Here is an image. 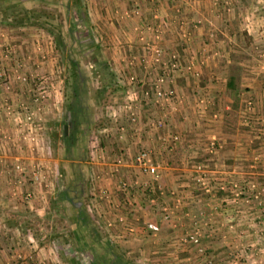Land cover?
<instances>
[{
    "label": "rangeland",
    "instance_id": "rangeland-1",
    "mask_svg": "<svg viewBox=\"0 0 264 264\" xmlns=\"http://www.w3.org/2000/svg\"><path fill=\"white\" fill-rule=\"evenodd\" d=\"M102 1L0 0L3 6L12 4L17 10L11 12L9 9L3 13L0 9V67L9 72L11 79L10 89L5 94L1 88L2 94L7 96L21 85L22 95L28 98L20 104L29 109L34 107L33 96L38 86L53 84L50 92L60 94V99H56L60 104L55 109V116L45 114L47 109L42 108L45 102L41 104L44 136L36 143H23V138L16 131V123L11 124L12 132L2 123L10 139L8 142L0 140V146H16L21 154L24 152L22 156L14 155L15 159L10 164L18 180L31 184L27 190L22 188L20 195L25 200L26 195L32 197L39 193L36 188L40 187V192L46 194L48 199L47 203L40 206V213L34 211L35 216L21 213L23 219H19V222L24 223L25 230H33L27 236L32 241H27L22 252H27L31 259L43 260L45 264H115L117 258V264H264V145L262 140L257 139L259 134L254 129L260 127V122L256 123L253 119L241 118L242 126L249 128H246L250 136L246 157L241 161L237 157L228 171L221 167L220 174H216L217 178L212 175L209 165L222 149L220 139L205 132L210 129L207 125H201L199 141L187 144L189 148L186 150L194 153L187 156L188 171L181 172L183 176L179 177L184 181L181 190L186 191L179 193L176 198L170 190L168 196L172 198V203L164 204L157 212L158 219L151 221L157 223L159 230L163 224L166 230L175 235L171 241L178 248L175 252L166 249L144 257L139 251L134 252V248L118 245L107 226L106 217L104 219L90 207L92 199H96V194L101 196L99 191L103 190L99 182H96L100 171H94L92 167L102 146L98 132L111 128L112 112H119L123 117L129 114L127 87L130 88L131 83L127 71L132 67L129 61L137 59L140 63L138 68L144 69L143 56H149L152 52L148 44L154 43L155 30H158V24L153 20H160L154 18L157 12H153L152 21L149 22L148 13L139 9L141 5L135 6L130 0H121L125 1L123 10L109 6L106 9ZM176 1L173 0L174 5ZM250 1V5L241 7V0H219L221 10L215 13L213 21L205 23L209 40L203 39L199 43L197 51L191 53L190 62L181 58V63L189 64L192 69L196 66L203 70L214 53L211 51L214 47L218 58H222L219 60L222 65L223 47L227 51L229 45L237 51L232 52L233 62L227 65L226 73H221L222 77L226 75L229 78L232 75L240 86L243 72L252 70L264 76V0ZM178 9L176 5L175 14L178 12L181 15ZM224 13L226 17L222 16ZM229 14L233 15V20L229 19ZM216 23L224 26H216ZM230 23L235 27L232 35L241 36L242 47L237 43L225 44V39H222V33ZM211 31L215 34L213 38L209 37ZM180 32L187 34L188 30L182 29ZM117 39L120 42L129 41L116 45L114 42ZM184 39L176 45L177 52L182 53V49L189 46V42ZM212 41L221 43L214 44ZM160 42L158 47L165 52ZM118 50L123 57L124 54L127 56L126 65L122 68L115 67L111 59ZM244 60L247 66L242 64ZM195 74L196 71H193ZM197 74V77L194 76L198 78L196 82L204 84L209 81L206 77L207 69L205 74ZM193 97L196 118L209 124V119H214L209 94L200 91L194 93ZM201 99L209 102L204 106L205 109L198 106ZM249 99L245 97L242 101V109L247 110L248 114L253 107L247 105ZM232 102L234 109L238 110L239 100L234 99ZM19 105L0 108V113L5 115V120L14 122L8 110L18 112ZM66 126L70 133L67 144L62 138ZM5 128L2 130L0 126L2 131ZM212 141L217 144L211 153L209 148ZM95 146L97 151L92 152ZM17 163L23 167L22 175L15 171ZM0 166L2 171L1 160ZM197 178L201 179V183L196 181ZM45 181L52 186H45ZM122 184H126L125 190H122ZM118 185V192L122 194L130 189L126 181ZM62 192H67V196L72 198V205L81 204L84 218L89 220L86 227H81L83 231L73 224V206L61 198ZM188 194L198 196L200 204H196L195 208L188 207L189 199L184 198ZM182 204L184 209H181ZM165 207L170 212L168 221L162 218ZM131 211L136 221L134 234H126L128 240H123L128 243L136 238V230H143L146 223L137 216V210L135 212L127 203L122 213L117 212L115 215L131 218ZM175 211H179L183 218H175ZM10 220L15 224L16 220ZM119 229L124 231L121 227ZM156 234L149 236L153 238ZM32 243L34 247H31ZM105 249H109L107 255ZM18 253L22 257L23 254ZM8 254L12 256L16 252L11 249ZM150 258L163 260L164 263L159 260L150 261Z\"/></svg>",
    "mask_w": 264,
    "mask_h": 264
},
{
    "label": "crops",
    "instance_id": "crops-1",
    "mask_svg": "<svg viewBox=\"0 0 264 264\" xmlns=\"http://www.w3.org/2000/svg\"><path fill=\"white\" fill-rule=\"evenodd\" d=\"M130 1L135 6L138 4L141 5L139 9H143L148 13V18H146L149 22L152 21L151 15L153 12H157V16L155 15L154 18H159L160 22L158 20H153V22L159 24L160 27L162 25L164 26L161 28L162 35L160 45L166 50L165 53L167 57L177 56L189 62L192 59L191 53L197 51L200 47L199 43H201L203 39L209 40L206 37L205 23L212 20L213 17H215V13L221 10L219 0H177L176 5L179 6L178 11H181V15H179L178 12L175 14L176 10H174V8H176V5H174L173 0ZM124 2L125 1L121 0H103L102 6H105L106 9L109 6L115 10H123ZM250 3V0H241L240 5L243 7V5H250ZM229 15V19L231 20L233 15ZM222 16L226 17L225 13ZM216 26L221 27L224 25L216 23ZM233 26L234 25L230 23L229 26H227V30L224 28L226 32L224 31L221 37L225 39V44L237 43V45L241 46V36L235 35V37L232 35V31L235 28ZM182 29L188 30L187 34H185L186 37H184V32L183 34L180 32ZM182 39L185 41L187 40L189 46H187V49L183 48L182 53H180L177 52L176 45H179L180 42L182 43ZM128 41L129 39L121 42L125 43ZM225 41L223 40V43ZM227 41H229V43ZM121 42L117 39L114 43L118 45ZM212 43L218 44L221 42L212 41ZM227 48V51H225L224 47V52L222 50L224 58V63L222 65L219 63V60L222 58H218L215 48L212 47L211 51L213 50L214 53L209 57L206 66H204V68L202 67L203 70H200L199 67L196 66L193 67V71H196V77L198 75L197 73L202 74L203 72L205 74L207 69L206 77L209 79V81L207 79V83L203 84L196 82L198 78H194L195 75H193V71L187 73L181 69L180 72L173 74V83H170V85L164 84L165 88H171L176 93L175 99L171 103L160 102L156 104L153 103L151 101L152 99L147 95L144 96L143 92L150 90V86L140 85L137 87L138 84L132 83L130 88L127 87L128 94L136 93L140 97V101L135 104L132 110L135 119L131 121L130 114L124 116L126 117L124 118L119 112H113L115 116L112 117L111 128L108 130L103 129L98 132L100 136L99 142L101 141L102 146L98 156L95 155L97 157L96 162L92 164L94 171H100V176H98L96 182H99V187L103 190L99 191V193H102L101 196H97L96 194V199H92L93 201H91L90 207L94 208L103 218L106 217V219L104 218L105 220L114 222L117 216L115 213H122V208H124L127 203L134 208L135 212L137 210V216L144 220V222L156 221L159 217L157 213L158 210L160 211L164 204L172 203L170 201L172 198L168 196L170 193L169 191L172 190L171 194L174 193L176 198L179 197V193L182 194L186 191L183 189L181 190V185H183L182 182L184 181L179 179V177L183 176L182 173H185L189 169L187 156L194 152L191 153L186 150L189 148L187 144H193L199 141L198 138L200 134H202L199 130L201 125H207L210 129L205 130V132H209V135L214 134L221 141L222 149L220 153L218 152V154L215 155V161L209 165L214 178H217L216 174H220L219 170L221 167H224L228 171L232 162L237 160V157L239 161L246 157V152L249 147L248 138L250 136L247 130L249 128L242 126L243 123L241 118L246 117L255 120L256 123L260 122V127H255L254 129L256 133L259 134L257 139H260V141L262 140L261 143L264 145V76L252 70L248 73L243 72L242 85L239 86L237 95V101L239 100L240 107L238 110L234 109L233 102L228 100V96H226L228 93L227 81L229 78L226 77V75L222 77L221 73H226L228 68L227 65L232 63L234 59L232 52L237 50H234L235 47L230 48L229 45H227ZM124 56L125 57H123L118 50L116 56L111 57L115 67L119 68L126 65L125 58L127 56L125 54ZM131 58L136 59L135 57ZM143 59L144 61L148 60V56H143ZM129 63L132 64V67L127 71L128 77L141 75L142 70L137 66L140 64L138 60H131ZM242 64L247 66V61L244 60ZM182 77H184V80ZM200 91H207L212 102V113L218 115L217 120H211L212 118L210 117L209 124L200 122L195 116V100L193 94ZM55 92L56 91L53 92L54 95L51 93L44 99L45 103L42 107L43 110L45 108L47 109H45V114H49L51 117L53 115L55 116V109L60 104H58L56 100L60 99V94ZM3 96L4 94L1 92L0 102ZM6 97L12 106L19 105L26 97L28 98V96L22 95L21 85L13 90V92L11 91V93H8ZM245 97H250L253 101L251 105L253 107L249 112L250 114H248L247 110L245 111L242 109V101H244ZM247 114L249 115L248 117L246 116ZM157 120H161L164 126L155 127L154 122ZM2 123L12 132L13 128H11V124L15 123V121L5 120V115L1 112V129L5 128L2 126ZM2 130L0 133L6 134L7 129L5 128V131ZM174 135H177L179 140L175 143H170V137ZM141 148L150 149L152 151V162L160 164L156 176L141 173L138 166L133 162V156ZM19 154H21L20 150L16 146H0V160L3 162V170L0 171V264H45L43 260L31 259L29 255H27V252H22L25 249V244H27L29 240L27 236L31 235V231L33 232V230H25L26 227L24 223L19 222V219H23L21 213L23 212L30 216H35V212L37 211L40 213V206L47 203L48 199L46 198V194L40 192V187L36 188L39 193L34 192L35 196H32L28 200L26 197L24 200V196L20 195L22 188L27 190L31 188V184H27L22 179L18 180L19 177L15 174L13 169L10 168L12 165L11 163H13L15 159L14 155L18 156ZM221 161L223 162L222 165H220ZM185 177L184 175V178ZM123 181L127 182L130 189L122 194L118 192V183H123ZM44 183L45 186H52V184H48L47 181ZM160 190H164V192L162 191L161 194ZM99 198L103 200L100 201ZM184 198L189 199L187 202H190L189 204L191 206L188 205V207L195 208L196 204H200V201L197 200L198 196L196 195L190 196L188 194ZM196 200L197 202H194ZM152 201L154 202L150 203ZM183 205L184 204H182L181 209H184ZM175 213V218H179L178 216L183 218L179 211H175ZM10 219H14L13 221L16 220L15 224H13ZM115 228L110 229L115 242L118 245H122L124 248H134V250H136L134 252L139 251L144 257L149 256V254L160 253L166 249H170L174 252L178 249L171 243L175 235H173L170 230H166L163 224L160 225L159 233L153 238L141 228L137 229L135 233L136 238L129 243L123 241L125 238L128 240L126 232L119 229L120 227L117 229ZM31 247H34L33 243ZM11 249L16 252V255L10 256L8 254ZM17 251L23 254L22 257ZM160 259H162V257H160ZM160 259L150 258V261L159 260L164 263V261Z\"/></svg>",
    "mask_w": 264,
    "mask_h": 264
},
{
    "label": "built area",
    "instance_id": "built-area-1",
    "mask_svg": "<svg viewBox=\"0 0 264 264\" xmlns=\"http://www.w3.org/2000/svg\"><path fill=\"white\" fill-rule=\"evenodd\" d=\"M211 25V24H210ZM157 29L155 30V35L152 44H148L151 49V53L148 56V60L142 61L144 64V69L141 75H135L130 76L128 78V81L130 83L140 84L141 86H150V90L144 91V96H148L151 98L153 103H160V102H166L171 103L176 96V93L171 88H165L164 84L170 85V83H173V77L172 75L180 72L181 69L185 72H192V67L188 65H184L180 61V57L173 56V57H167L166 53L158 47V43L161 40V27L158 24ZM215 34L211 31L209 34L210 38H213ZM184 37L186 35L184 34ZM131 64V63H130ZM122 81V80H120ZM11 86V79L9 76V72L3 68L0 67V88L4 90V93L7 94L8 90ZM53 84L49 85H42L38 86V90L33 96V109L27 108L24 104L19 105V111L14 112L15 110L11 109L8 110L9 115L11 118L14 119L16 123V131L20 134V137L23 138L24 141L27 142H33L36 143L38 140H41V137H43V125H42V118H41V104L44 102V99L48 96L50 90L52 89ZM128 98V112L130 114V120L134 121V113L132 112L134 106L136 103H138L140 100V97L136 93H130L127 96ZM6 96H3L0 102V108H6L8 109L12 104L8 102ZM198 106L200 108H204L206 104H209L206 100L201 99L198 102ZM247 105L251 106L252 102L251 99L247 102ZM8 107V108H7ZM36 107V108H35ZM35 108V109H34ZM112 115L115 116L112 112ZM112 116V117H113ZM213 118L216 119L217 115L213 114ZM155 127H163L164 123L161 120H157L154 122ZM1 131V129H0ZM1 141L4 140V142H8L10 139L9 136L6 134L0 133ZM179 137L177 135L170 137V143L177 142ZM26 142V143H27ZM216 144L214 141L210 143L209 152H213L216 149ZM97 151V147H94V151ZM133 162L138 166L141 173L144 174H150L152 176H156L158 174V169L160 167V164L153 163L152 162V151L148 148H141L134 156H133ZM1 169V166H0ZM15 171H17L20 175L23 174L24 170L23 167L20 164L15 165ZM196 181L201 183V179L197 178ZM122 190L126 189V184L121 185ZM30 195H26V199H30ZM131 218H127L124 215H117L115 218V221H107V226L111 228H117L121 227L126 234L133 235L135 231L134 223L136 221V218L134 217L135 214H133V211H131ZM162 218L165 221H168L170 218V212L168 208H163ZM143 230L146 231L149 234L155 235L159 231V226L157 223L154 222H146L144 224Z\"/></svg>",
    "mask_w": 264,
    "mask_h": 264
},
{
    "label": "trees",
    "instance_id": "trees-1",
    "mask_svg": "<svg viewBox=\"0 0 264 264\" xmlns=\"http://www.w3.org/2000/svg\"><path fill=\"white\" fill-rule=\"evenodd\" d=\"M15 5H4L1 3L0 4V9L3 13H6L9 11L11 12H14V11H17L15 10ZM227 89H228V93L229 94L228 98L231 99L232 101L237 100V94H238V89H239V86H238V82L237 80L231 75L227 81ZM76 91V90H75ZM230 96H233L234 98H230ZM69 128L66 126L63 130V134H62V138H63V142L65 144H67L68 142V139H69ZM61 198L62 199H65L69 204L72 205V198L71 197H68L67 196V192H62L61 194ZM73 206V210H74V216L71 217V220L73 221V224L75 225L76 228L80 227L79 230H82L83 229L81 227H86L89 223V220H86L84 217H85V213L84 211L82 210V207H81V204L80 203H76ZM85 229V228H84ZM109 252V249H105L104 253L105 255H107V253ZM116 261H119V259L117 258V260H115V264Z\"/></svg>",
    "mask_w": 264,
    "mask_h": 264
}]
</instances>
